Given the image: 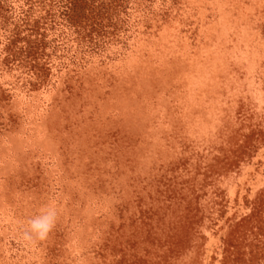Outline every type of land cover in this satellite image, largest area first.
I'll return each instance as SVG.
<instances>
[{
  "label": "rangeland",
  "instance_id": "374dc122",
  "mask_svg": "<svg viewBox=\"0 0 264 264\" xmlns=\"http://www.w3.org/2000/svg\"><path fill=\"white\" fill-rule=\"evenodd\" d=\"M0 264H264V0H0Z\"/></svg>",
  "mask_w": 264,
  "mask_h": 264
},
{
  "label": "clouds",
  "instance_id": "9594fccd",
  "mask_svg": "<svg viewBox=\"0 0 264 264\" xmlns=\"http://www.w3.org/2000/svg\"><path fill=\"white\" fill-rule=\"evenodd\" d=\"M60 210L54 202L42 205L37 212L18 223L19 238L25 246L45 241L56 228Z\"/></svg>",
  "mask_w": 264,
  "mask_h": 264
}]
</instances>
